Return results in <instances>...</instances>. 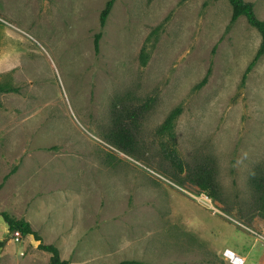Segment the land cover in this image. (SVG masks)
<instances>
[{
	"label": "rangeland",
	"instance_id": "rangeland-1",
	"mask_svg": "<svg viewBox=\"0 0 264 264\" xmlns=\"http://www.w3.org/2000/svg\"><path fill=\"white\" fill-rule=\"evenodd\" d=\"M107 1L0 0V79L20 88L0 93V212L72 264H233L228 248L263 264L251 175L264 169V54L242 83L261 33L231 23L229 0H116L97 51ZM116 103L145 109L135 152L107 139ZM177 106V149L214 166L218 199L161 151ZM14 232L0 213V264H51Z\"/></svg>",
	"mask_w": 264,
	"mask_h": 264
},
{
	"label": "trees",
	"instance_id": "trees-1",
	"mask_svg": "<svg viewBox=\"0 0 264 264\" xmlns=\"http://www.w3.org/2000/svg\"><path fill=\"white\" fill-rule=\"evenodd\" d=\"M116 0H108L101 12V29L96 34L95 48L99 50V40L102 36V28L105 26L107 18L112 10ZM233 11L231 16V23H234L240 16H245L248 22L256 27L261 33L260 46L248 64L243 77L242 83L245 82L249 72L256 65L259 58L264 54V18L260 17L256 11L255 3L251 0H229ZM149 52L146 47L141 51V62L143 65L147 64L149 59ZM208 74L202 79L198 86L205 83L208 79ZM18 86H14L8 82H3L0 79V93L19 91ZM120 105V106H119ZM147 107V106H146ZM183 112L182 106H177L170 111L162 124L159 126L157 133L160 138V148L168 160L180 171L186 172L187 180L200 191L207 192L213 199L219 198V183L216 176L214 166L206 161L198 162L194 165H189L182 158L177 149V120ZM145 115L143 106H132L127 103L114 104L111 111V126L106 132L107 139L114 143L121 150L132 153L139 147L140 139L138 132L141 128V123ZM15 169L11 170L5 175V179L13 173ZM251 184L256 192V208L258 213L264 217V169L261 165L256 166L251 175ZM8 223L11 231L19 230L22 235H34L40 241L39 247L51 253V264H72L67 258L62 257L60 247L55 243H46L43 241V236L35 230L30 221L25 218H17L7 210L0 212ZM135 262V260L125 259L118 264H126Z\"/></svg>",
	"mask_w": 264,
	"mask_h": 264
},
{
	"label": "built area",
	"instance_id": "built-area-1",
	"mask_svg": "<svg viewBox=\"0 0 264 264\" xmlns=\"http://www.w3.org/2000/svg\"><path fill=\"white\" fill-rule=\"evenodd\" d=\"M201 196L203 198H205L206 200L210 201V196L209 194H206L205 192H203L201 194ZM20 237H22V233L19 230H16L14 232V238L19 240ZM224 255L226 256V258H228L233 264H244L245 263V258L243 256H241L240 254H238L236 251L228 248L226 249V251L224 252Z\"/></svg>",
	"mask_w": 264,
	"mask_h": 264
},
{
	"label": "water",
	"instance_id": "water-1",
	"mask_svg": "<svg viewBox=\"0 0 264 264\" xmlns=\"http://www.w3.org/2000/svg\"><path fill=\"white\" fill-rule=\"evenodd\" d=\"M5 241H7V239Z\"/></svg>",
	"mask_w": 264,
	"mask_h": 264
},
{
	"label": "bare ground",
	"instance_id": "bare-ground-1",
	"mask_svg": "<svg viewBox=\"0 0 264 264\" xmlns=\"http://www.w3.org/2000/svg\"><path fill=\"white\" fill-rule=\"evenodd\" d=\"M264 264V263H263Z\"/></svg>",
	"mask_w": 264,
	"mask_h": 264
}]
</instances>
